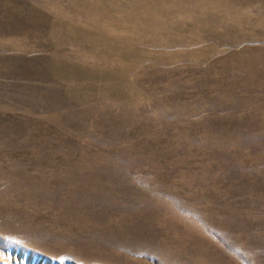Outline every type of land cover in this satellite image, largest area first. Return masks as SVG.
<instances>
[{"label":"rangeland","instance_id":"obj_1","mask_svg":"<svg viewBox=\"0 0 264 264\" xmlns=\"http://www.w3.org/2000/svg\"><path fill=\"white\" fill-rule=\"evenodd\" d=\"M0 264H264V0H0Z\"/></svg>","mask_w":264,"mask_h":264}]
</instances>
